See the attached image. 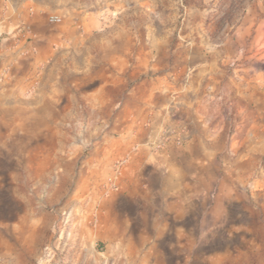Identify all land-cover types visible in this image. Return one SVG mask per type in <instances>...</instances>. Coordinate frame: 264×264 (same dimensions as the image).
<instances>
[{
	"label": "rangeland",
	"instance_id": "obj_1",
	"mask_svg": "<svg viewBox=\"0 0 264 264\" xmlns=\"http://www.w3.org/2000/svg\"><path fill=\"white\" fill-rule=\"evenodd\" d=\"M3 24L37 75L0 99V264H264V0H0ZM188 143V232L129 239L131 159Z\"/></svg>",
	"mask_w": 264,
	"mask_h": 264
},
{
	"label": "crops",
	"instance_id": "obj_2",
	"mask_svg": "<svg viewBox=\"0 0 264 264\" xmlns=\"http://www.w3.org/2000/svg\"><path fill=\"white\" fill-rule=\"evenodd\" d=\"M0 27L7 32V24ZM31 43L24 34L10 33L0 37V99L20 98L28 89L31 76L37 75L36 64L32 67L29 64V58L35 55L30 50L33 47ZM193 120L189 116L186 122L190 124ZM190 132L194 138L201 136L194 127L190 128ZM189 145L167 146L156 151L149 149L136 153L131 159L129 166L135 163L138 167L133 171L134 193L130 194V189L125 188L121 208L125 233L129 239L133 237L138 242L146 239V234L156 233L154 241L166 243L171 248L188 232L186 219L190 210L189 194L197 188L200 169L206 162V150L202 151L203 156L200 158L201 152ZM124 184L127 185V177L124 178ZM191 184L194 188H191ZM149 210L153 211L151 218L156 223V229L153 230L146 223V219L150 218ZM159 262L157 259L156 263Z\"/></svg>",
	"mask_w": 264,
	"mask_h": 264
},
{
	"label": "built area",
	"instance_id": "obj_3",
	"mask_svg": "<svg viewBox=\"0 0 264 264\" xmlns=\"http://www.w3.org/2000/svg\"><path fill=\"white\" fill-rule=\"evenodd\" d=\"M50 21L54 23H58L62 21V18L59 15H51Z\"/></svg>",
	"mask_w": 264,
	"mask_h": 264
}]
</instances>
